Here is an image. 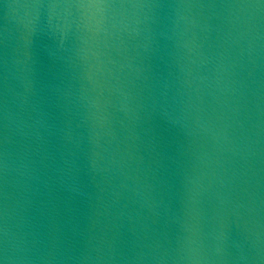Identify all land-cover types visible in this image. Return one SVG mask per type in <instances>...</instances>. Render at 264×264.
<instances>
[{
	"label": "water",
	"instance_id": "water-1",
	"mask_svg": "<svg viewBox=\"0 0 264 264\" xmlns=\"http://www.w3.org/2000/svg\"><path fill=\"white\" fill-rule=\"evenodd\" d=\"M87 4L0 0V260L264 264V0Z\"/></svg>",
	"mask_w": 264,
	"mask_h": 264
},
{
	"label": "clouds",
	"instance_id": "clouds-1",
	"mask_svg": "<svg viewBox=\"0 0 264 264\" xmlns=\"http://www.w3.org/2000/svg\"><path fill=\"white\" fill-rule=\"evenodd\" d=\"M80 7H104L105 5H79ZM6 235V233H5ZM5 260H0V264H6V261H8L9 257L6 254V249H5Z\"/></svg>",
	"mask_w": 264,
	"mask_h": 264
},
{
	"label": "snow or ice",
	"instance_id": "snow-or-ice-1",
	"mask_svg": "<svg viewBox=\"0 0 264 264\" xmlns=\"http://www.w3.org/2000/svg\"><path fill=\"white\" fill-rule=\"evenodd\" d=\"M87 3L89 5H101L103 3V0H87Z\"/></svg>",
	"mask_w": 264,
	"mask_h": 264
}]
</instances>
